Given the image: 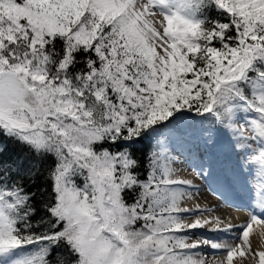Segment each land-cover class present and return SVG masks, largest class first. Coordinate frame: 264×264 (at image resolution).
Wrapping results in <instances>:
<instances>
[{
  "label": "snow or ice",
  "instance_id": "obj_1",
  "mask_svg": "<svg viewBox=\"0 0 264 264\" xmlns=\"http://www.w3.org/2000/svg\"><path fill=\"white\" fill-rule=\"evenodd\" d=\"M254 226L264 0H0V264H264Z\"/></svg>",
  "mask_w": 264,
  "mask_h": 264
},
{
  "label": "rangeland",
  "instance_id": "obj_2",
  "mask_svg": "<svg viewBox=\"0 0 264 264\" xmlns=\"http://www.w3.org/2000/svg\"><path fill=\"white\" fill-rule=\"evenodd\" d=\"M234 159L235 158L233 157L231 159V161H228V158L225 157L224 155H221L220 156V162L222 164L223 163H226V162L234 163ZM177 167H178V171H179L180 175H182L184 178H187V179L192 180L193 183L199 187L200 191L197 194V197L199 198L198 200H200V203L201 204L202 203L204 204V202L210 201V198L211 197H208V195L205 192L204 187H203V185H201V182L200 181L203 179V184H204V186L206 188H208L209 193L211 191L213 193H216L214 191V183H215V181H214L213 177H208L207 179H205L206 181H204V178H202L198 174L199 173V162L195 158V156H189L187 153H185V155L182 156L178 160ZM199 182H200V184H199ZM207 197L209 198V200L207 199ZM216 198L217 197H212L211 199H213L214 201H217L218 199H216Z\"/></svg>",
  "mask_w": 264,
  "mask_h": 264
},
{
  "label": "bare ground",
  "instance_id": "obj_3",
  "mask_svg": "<svg viewBox=\"0 0 264 264\" xmlns=\"http://www.w3.org/2000/svg\"><path fill=\"white\" fill-rule=\"evenodd\" d=\"M199 184H200V182H199ZM201 185H203V183H201ZM214 186H215V184H214ZM208 197H207V199L209 200ZM211 198H210V201H207V202H204V204L203 203L201 204L200 200H198L199 198L197 197V202L200 203L201 205H207V206L217 208L216 209L217 214L231 218L233 223H241V222L246 221V219H247V212L246 211L238 210L235 207H230V206L224 204L221 200H217L218 201L217 202ZM262 233H264V230H261V229L257 228L256 226H254L253 232L250 233L249 238H250L251 245L254 249L264 248V234H262Z\"/></svg>",
  "mask_w": 264,
  "mask_h": 264
},
{
  "label": "trees",
  "instance_id": "obj_4",
  "mask_svg": "<svg viewBox=\"0 0 264 264\" xmlns=\"http://www.w3.org/2000/svg\"><path fill=\"white\" fill-rule=\"evenodd\" d=\"M45 167H46V165H45Z\"/></svg>",
  "mask_w": 264,
  "mask_h": 264
}]
</instances>
